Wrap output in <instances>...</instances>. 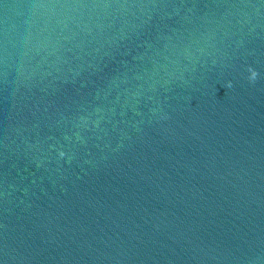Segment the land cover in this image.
Wrapping results in <instances>:
<instances>
[{"label": "water", "instance_id": "1", "mask_svg": "<svg viewBox=\"0 0 264 264\" xmlns=\"http://www.w3.org/2000/svg\"><path fill=\"white\" fill-rule=\"evenodd\" d=\"M0 264H264V0H0Z\"/></svg>", "mask_w": 264, "mask_h": 264}]
</instances>
